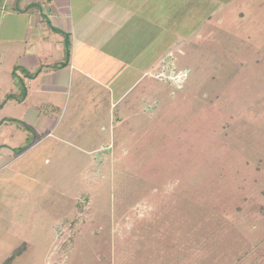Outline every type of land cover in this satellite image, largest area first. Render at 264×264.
<instances>
[{
	"label": "rangeland",
	"instance_id": "obj_1",
	"mask_svg": "<svg viewBox=\"0 0 264 264\" xmlns=\"http://www.w3.org/2000/svg\"><path fill=\"white\" fill-rule=\"evenodd\" d=\"M120 1L109 84L5 108L15 157L58 127L0 172V264H264V0Z\"/></svg>",
	"mask_w": 264,
	"mask_h": 264
},
{
	"label": "crops",
	"instance_id": "obj_2",
	"mask_svg": "<svg viewBox=\"0 0 264 264\" xmlns=\"http://www.w3.org/2000/svg\"><path fill=\"white\" fill-rule=\"evenodd\" d=\"M131 8V4L124 8L120 0H0V172L45 144L58 127L55 124L53 130L41 132L37 142L15 157L10 140L21 127L13 128L18 117L9 118L5 108L25 106L33 97L34 86L50 105L60 107L61 96L66 97L67 106L74 87L84 90L83 86L109 84L104 73L120 64L117 55L123 56L130 33L143 38L144 29L137 24L129 27L137 13ZM136 51L132 59L137 61L143 52ZM159 59L157 50L147 62L130 66L132 74H140L136 83L155 75L154 64ZM24 71L32 77H26ZM22 84L27 93L19 100L23 87L18 86ZM93 93L94 99L100 97Z\"/></svg>",
	"mask_w": 264,
	"mask_h": 264
},
{
	"label": "trees",
	"instance_id": "obj_3",
	"mask_svg": "<svg viewBox=\"0 0 264 264\" xmlns=\"http://www.w3.org/2000/svg\"><path fill=\"white\" fill-rule=\"evenodd\" d=\"M17 68H15L16 71ZM26 77H32L28 72H25ZM26 87L23 90V93L20 95V97H18L19 100H23L24 97L26 96ZM26 250V245H22L20 246L17 250H15L13 252V254L10 256V258L5 262L6 264H12L16 258H18L20 255H22L24 253V251Z\"/></svg>",
	"mask_w": 264,
	"mask_h": 264
}]
</instances>
